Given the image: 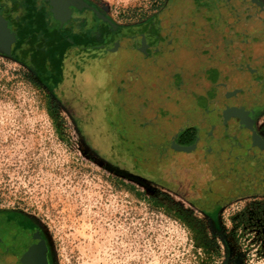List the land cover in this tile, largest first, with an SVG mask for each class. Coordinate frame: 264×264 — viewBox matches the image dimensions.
Wrapping results in <instances>:
<instances>
[{
	"label": "rangeland",
	"instance_id": "1",
	"mask_svg": "<svg viewBox=\"0 0 264 264\" xmlns=\"http://www.w3.org/2000/svg\"><path fill=\"white\" fill-rule=\"evenodd\" d=\"M93 1L120 24L168 17V0ZM130 42L98 52L97 60L94 52L73 50L70 62L88 63L86 72L96 63L90 76L103 72L98 84L107 93L116 94L117 80L130 81L134 71L144 78L117 98L129 118L152 127V151L163 142L154 163L135 155L138 137L129 139L126 130L104 158L33 70L0 51V216L30 218L47 239L52 264H264V195L202 190L210 188L212 167L190 166L191 155L169 145L173 131L193 123L177 102L189 106L193 93L213 81L203 70L204 47L189 44L180 52L163 44L144 59ZM158 71L166 78L156 77ZM147 94L149 104L142 101ZM163 105L170 111L160 116ZM256 111L264 133V106ZM201 172H207L203 179Z\"/></svg>",
	"mask_w": 264,
	"mask_h": 264
},
{
	"label": "flooded vegetation",
	"instance_id": "2",
	"mask_svg": "<svg viewBox=\"0 0 264 264\" xmlns=\"http://www.w3.org/2000/svg\"><path fill=\"white\" fill-rule=\"evenodd\" d=\"M83 1L90 7L71 5L69 0H0V48L9 47V56L28 62L27 50L36 45L37 38L66 35L82 27L88 31L97 28L104 36L115 29L119 42L131 41L132 46L141 47L136 49L144 59L157 55L163 44L180 52L185 45L203 46L200 50L209 58L203 70L213 81L211 85L205 81L197 93L183 89L194 94L193 102L189 106L177 102L176 106L180 105L193 123H183L170 139L179 145H184L183 138L190 139L184 145L189 150H177L191 155V162L188 157L186 160L190 166H200L197 163L201 162L212 167L211 177L206 180L210 188L202 183V190L264 195L263 144L254 138L242 115L227 119L220 113L224 101L239 108L245 106L254 130L264 141L256 111L264 106V2L168 0L167 20L153 15L131 25L115 22L93 0ZM193 29L200 30V34ZM17 46H21L19 52ZM157 74L166 78L160 71ZM193 74L202 79L198 71ZM161 108L164 114L170 111L168 106ZM196 123L202 126L200 133ZM205 173L201 172L202 179ZM36 229L27 216H0V264H31V238ZM49 259L52 264L50 251Z\"/></svg>",
	"mask_w": 264,
	"mask_h": 264
},
{
	"label": "trees",
	"instance_id": "3",
	"mask_svg": "<svg viewBox=\"0 0 264 264\" xmlns=\"http://www.w3.org/2000/svg\"><path fill=\"white\" fill-rule=\"evenodd\" d=\"M118 37L115 29H111L104 36L101 31H97V28L88 31V29L85 30L83 27L66 35L62 33L51 37L45 35L44 38H37L35 40L36 45L28 48L27 54L30 57V61L23 63H26L33 70V73L45 85L50 94L63 103L74 118L82 135L104 158L109 160L105 151L116 150L119 142L123 140V137L117 133L126 130L129 133L127 134L129 139H133L136 135L138 137L136 141L138 151L135 155L137 154V157L141 156V159L154 163L153 161L156 160L154 155L158 156V149L160 151L159 154L162 155L163 142L159 144L160 147L157 145L152 151L151 143L156 138L152 134L154 133L152 127L148 125L147 121L141 122L142 126L140 123L134 122L132 119H134L135 115L129 118L124 110L123 103L117 98V96L119 97L120 94L123 95L126 90H129V86L135 88L137 84H140V80L143 81L144 78L142 77L139 80L137 72L130 69L128 74L134 71L131 74V80L128 82H123V79L122 82L117 80V87H112L116 94L107 93L103 89L104 86L102 88L98 84L103 79V72L100 73L101 75L98 79L90 76L97 69L98 65H95L96 63H93L92 67H89L90 71L86 72L88 63L85 64L82 63L83 60H79L73 65L70 62L73 50H76L75 53L77 51L94 52L92 57L97 60L98 52H111L120 43ZM20 48L21 46H17L18 52ZM125 64L128 63L126 62ZM86 78H93L97 81L89 83L86 87H79V82L82 79L86 80ZM151 82L152 78L144 83V90L148 91L154 86V83ZM111 95L116 96L114 98ZM146 97L142 98V101L149 104L153 99L149 98V94ZM100 102L102 105L99 106ZM139 110L142 113L144 111L142 107ZM163 112L164 110L160 106V116L164 115ZM138 116L136 118L142 120ZM143 119H145V116ZM167 130H165V134H167ZM189 140L183 138L181 143L185 145ZM130 141L133 142V140ZM169 145L173 149L175 148L171 142ZM153 152H155L154 155Z\"/></svg>",
	"mask_w": 264,
	"mask_h": 264
},
{
	"label": "water",
	"instance_id": "4",
	"mask_svg": "<svg viewBox=\"0 0 264 264\" xmlns=\"http://www.w3.org/2000/svg\"><path fill=\"white\" fill-rule=\"evenodd\" d=\"M72 1L73 3L71 5H77L78 7H81L79 3H81L84 6H89V3L83 1V0H69V2ZM254 2H258V0H252ZM65 4H68L67 2H64ZM58 5L56 3V9ZM0 51L4 52L7 55H11L9 47L6 49L0 48ZM228 100V99H227ZM230 101H224L223 104L220 107V113L226 116L227 119L233 118L236 115H242L243 120L245 122V125L251 129V133L254 135V138L259 140L263 146H264V141L262 138L257 134V132L254 130V127L251 123V118L249 116V113L247 109L244 107H237L231 104ZM228 104V105H227ZM177 130L173 131V134H175ZM172 144L175 148L178 150H189V147L184 146V145H179L177 144L174 140H172ZM31 241L33 243V248L31 250V258H30V263L31 264H50V259H49V246L47 239L43 236L41 230L37 227L35 230Z\"/></svg>",
	"mask_w": 264,
	"mask_h": 264
}]
</instances>
